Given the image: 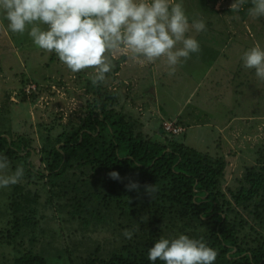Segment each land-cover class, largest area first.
<instances>
[{"label":"trees","instance_id":"16d2710c","mask_svg":"<svg viewBox=\"0 0 264 264\" xmlns=\"http://www.w3.org/2000/svg\"><path fill=\"white\" fill-rule=\"evenodd\" d=\"M106 80L94 86L88 79L90 96L66 120L60 114L56 123H38L41 147L26 132L0 130V153L10 170L22 166L27 184L39 181L54 196L66 197L73 213L110 225L108 251L97 245L69 263L151 264L147 253L157 239L187 234L217 250L215 264H264V155L226 183L224 156L187 145L186 129L165 136L144 133L141 123L118 109L120 96ZM27 98L22 91L21 99ZM33 154L40 165L30 161ZM111 171L120 179L111 178ZM132 183L137 187L130 189ZM13 187L9 219L0 230V247L11 256L0 264H51L43 252L14 253L17 238L36 219L18 202L23 187ZM126 230H134L132 239L124 237Z\"/></svg>","mask_w":264,"mask_h":264},{"label":"rangeland","instance_id":"374dc122","mask_svg":"<svg viewBox=\"0 0 264 264\" xmlns=\"http://www.w3.org/2000/svg\"><path fill=\"white\" fill-rule=\"evenodd\" d=\"M182 3L190 18L206 21L207 31L197 34L200 53L170 74L161 60L148 63L113 50L108 54L113 67L106 81L120 96L118 109L141 123L144 133L165 136V122H184L187 127L180 125L186 127L184 142L224 156L226 183H231L256 163L258 154L264 155V80L244 69L240 59L253 45L264 46V18L231 13L232 0ZM117 61L121 63L114 73ZM92 74L91 69L71 73L54 53L34 45L27 33L10 32L7 21L0 20V130L26 132L41 147L38 123H56L60 114L66 120L78 110L90 96L86 81ZM38 159L33 154L30 161L37 166ZM16 185L23 187L18 199L22 210L34 213L36 225L24 228L14 253L43 252L51 264H70V257L76 262L97 245L102 252L109 250V224L86 212L73 213L66 197L54 196L39 181L27 184L22 178ZM12 189L0 190V230L9 219L6 204ZM4 249L0 247V261L11 256Z\"/></svg>","mask_w":264,"mask_h":264},{"label":"clouds","instance_id":"9594fccd","mask_svg":"<svg viewBox=\"0 0 264 264\" xmlns=\"http://www.w3.org/2000/svg\"><path fill=\"white\" fill-rule=\"evenodd\" d=\"M241 11L264 18V0H232L230 12ZM0 20L7 21L10 32L27 33L34 45L54 53L71 73L91 69L94 86L112 71L108 54L113 50L148 63L161 60L173 74L200 53L197 34L207 31L205 19L190 18L182 0H0ZM240 59L244 69L264 80V46L253 45ZM24 174L22 166L10 170L8 158L0 153V190L20 183ZM109 175L120 179L116 171ZM133 231L126 230L124 237L132 239ZM217 255L215 248L187 234L162 236L147 253L151 264H215Z\"/></svg>","mask_w":264,"mask_h":264},{"label":"built area","instance_id":"2783aa9c","mask_svg":"<svg viewBox=\"0 0 264 264\" xmlns=\"http://www.w3.org/2000/svg\"><path fill=\"white\" fill-rule=\"evenodd\" d=\"M164 130L168 133L178 134L184 130V128L180 125L174 124L173 122H165Z\"/></svg>","mask_w":264,"mask_h":264},{"label":"crops","instance_id":"0c3cea01","mask_svg":"<svg viewBox=\"0 0 264 264\" xmlns=\"http://www.w3.org/2000/svg\"><path fill=\"white\" fill-rule=\"evenodd\" d=\"M187 127V125H185ZM183 127V126H182ZM186 127H183L184 129H186Z\"/></svg>","mask_w":264,"mask_h":264}]
</instances>
